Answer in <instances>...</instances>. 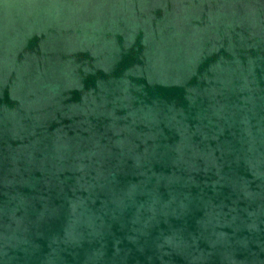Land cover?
I'll return each mask as SVG.
<instances>
[{"label": "water", "instance_id": "obj_1", "mask_svg": "<svg viewBox=\"0 0 264 264\" xmlns=\"http://www.w3.org/2000/svg\"><path fill=\"white\" fill-rule=\"evenodd\" d=\"M0 264H264V0H0Z\"/></svg>", "mask_w": 264, "mask_h": 264}]
</instances>
